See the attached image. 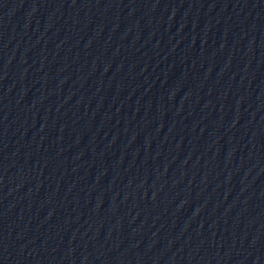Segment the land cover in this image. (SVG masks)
I'll return each instance as SVG.
<instances>
[{
  "label": "water",
  "instance_id": "obj_1",
  "mask_svg": "<svg viewBox=\"0 0 264 264\" xmlns=\"http://www.w3.org/2000/svg\"><path fill=\"white\" fill-rule=\"evenodd\" d=\"M0 264H264V0H0Z\"/></svg>",
  "mask_w": 264,
  "mask_h": 264
}]
</instances>
